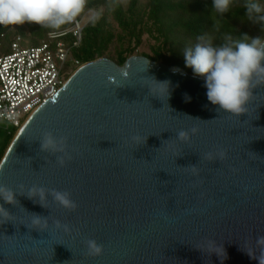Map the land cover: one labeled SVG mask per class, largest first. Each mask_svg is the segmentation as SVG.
Returning <instances> with one entry per match:
<instances>
[{"label": "water", "instance_id": "95a60500", "mask_svg": "<svg viewBox=\"0 0 264 264\" xmlns=\"http://www.w3.org/2000/svg\"><path fill=\"white\" fill-rule=\"evenodd\" d=\"M48 133L63 151L40 149ZM0 185L17 201H0V264H259L264 84L236 116L210 104L202 78L144 54L79 64L17 130Z\"/></svg>", "mask_w": 264, "mask_h": 264}, {"label": "clouds", "instance_id": "9594fccd", "mask_svg": "<svg viewBox=\"0 0 264 264\" xmlns=\"http://www.w3.org/2000/svg\"><path fill=\"white\" fill-rule=\"evenodd\" d=\"M120 0H108V7L114 8ZM237 0H212L210 19L212 28L219 31L224 17ZM243 8L248 20L261 26L264 32V3L261 0H243ZM103 15V9L88 8V0H0V26L37 25L49 29L48 36L56 38L64 33L65 25H79V18L86 16L87 22L96 24ZM185 67L204 80L207 100L216 107L218 112L239 116L246 111L253 89L256 84H264V36H250L243 33L240 38L225 37L221 43L215 42L212 31L197 35L196 43L184 49ZM176 71V69H174ZM256 82L255 84L253 82ZM167 84L168 82H158ZM187 133L183 130L177 136L184 140ZM64 141L59 142L51 134H45L40 141L42 151H63ZM63 165L64 160L59 159ZM39 194L40 200L45 199V189L33 187L28 191V197ZM54 200L64 208L75 209L76 204L69 193L52 191ZM0 201L14 205L16 193L4 185H0ZM9 212L0 204V216L8 217ZM34 223L43 218L35 215ZM264 245V236L257 238ZM102 246L95 240L87 241V254L98 256L102 254ZM259 264H264V255L257 257Z\"/></svg>", "mask_w": 264, "mask_h": 264}, {"label": "trees", "instance_id": "16d2710c", "mask_svg": "<svg viewBox=\"0 0 264 264\" xmlns=\"http://www.w3.org/2000/svg\"><path fill=\"white\" fill-rule=\"evenodd\" d=\"M211 3L212 0H120L110 9L108 0H88V7L103 9L101 19L84 27L79 44L70 33L61 39L70 46L72 57L81 64L107 57L122 65L130 56L139 53L193 74L185 67L183 52L196 43L197 35L202 32L212 31L216 43L223 42L227 36L238 39L243 33L264 36L261 26L246 17L243 0H237L230 12L221 18L219 31H215L210 19ZM48 31L32 24L0 26L5 51L17 38L23 47L39 45L48 39ZM76 68L69 65L72 71ZM16 132L17 129L11 130L4 140L0 161Z\"/></svg>", "mask_w": 264, "mask_h": 264}, {"label": "built area", "instance_id": "2783aa9c", "mask_svg": "<svg viewBox=\"0 0 264 264\" xmlns=\"http://www.w3.org/2000/svg\"><path fill=\"white\" fill-rule=\"evenodd\" d=\"M90 8V7H88ZM95 9V8H92ZM79 25L69 24L64 34L50 38L36 46L23 47L19 38L5 51L0 36V129L12 126L19 129L42 103L63 85L72 70L81 64L71 55L70 46L61 38L68 33L76 44L82 40L86 16ZM10 132V131H9Z\"/></svg>", "mask_w": 264, "mask_h": 264}, {"label": "rangeland", "instance_id": "374dc122", "mask_svg": "<svg viewBox=\"0 0 264 264\" xmlns=\"http://www.w3.org/2000/svg\"><path fill=\"white\" fill-rule=\"evenodd\" d=\"M5 46H7V45H5ZM5 49H6V47H5ZM136 55H139V53H137ZM68 69H69V67H68ZM13 129L14 128L12 126H9V127L4 126L3 128L0 129V150L3 146L2 144H3L4 140L7 138L8 134H9V131H11Z\"/></svg>", "mask_w": 264, "mask_h": 264}]
</instances>
